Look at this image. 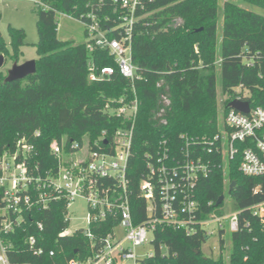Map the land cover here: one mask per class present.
Wrapping results in <instances>:
<instances>
[{
	"label": "trees",
	"instance_id": "obj_1",
	"mask_svg": "<svg viewBox=\"0 0 264 264\" xmlns=\"http://www.w3.org/2000/svg\"><path fill=\"white\" fill-rule=\"evenodd\" d=\"M36 1L40 3L36 13L39 40L34 46L38 55L36 72L13 83H4L5 78H0V158L4 153H14L17 142L25 139L34 148L33 164L38 163L42 170L54 167L56 161L50 154L54 141L93 142L103 131L111 139L121 119L112 116L109 109L129 104L135 96L139 106L127 170L132 215L137 223L146 219L145 204L138 194L145 172L144 155L152 153L159 140H167L170 150L179 153L183 146L181 135L212 140L221 134L216 99L218 78L223 94L230 97L241 86L248 92L251 108L264 109L263 15L238 4L224 3L219 40L217 0H141L132 40V63L139 79L132 84L116 71L101 82H90L89 61L99 69H116L113 58L104 50L89 53L85 43L58 40L57 15L82 22L92 11L101 26L110 30L117 26L118 12L109 0ZM240 1L264 11V0ZM8 32L13 54L4 43H0V52L18 60L25 34L16 28H9ZM217 58L218 66L214 64ZM162 95L170 100V106L165 108V125L156 117L163 107ZM229 101L224 103L222 113L228 110ZM245 146L247 142L237 144L240 151ZM195 150L210 168L196 188L195 199L201 206L202 218L214 210L221 212V205L216 206L218 198L225 196L232 182L236 184L229 196L235 211L242 214L239 231L230 235L228 264H262L264 227L247 209L264 201V177L241 174L240 156L223 164L215 149L208 153L197 145ZM256 188L258 192L254 193ZM1 204L0 190V207ZM64 207L60 201L47 210L32 209L25 214V223L5 236L11 244L8 257L12 264H67L89 254V241L81 233L58 236L67 227ZM38 222L43 225L42 230ZM99 227L104 232L106 225ZM30 236L38 241L36 248H43L42 255L34 256L29 249ZM154 238L155 256L141 264H224L222 252L218 258L202 254L201 246L207 238L199 229L187 235L183 229L161 227ZM224 244L220 240L221 249ZM160 247L166 251L161 252ZM49 251H55L54 257L48 256Z\"/></svg>",
	"mask_w": 264,
	"mask_h": 264
},
{
	"label": "built area",
	"instance_id": "obj_2",
	"mask_svg": "<svg viewBox=\"0 0 264 264\" xmlns=\"http://www.w3.org/2000/svg\"><path fill=\"white\" fill-rule=\"evenodd\" d=\"M109 1L119 15L116 27L104 29L92 11L80 23L87 36L86 50L89 53L107 51L116 69L110 66L99 69L89 61L88 81L101 82L118 71L134 84L139 76L132 63V40L134 25L138 21L135 13L142 3L141 0ZM114 34L116 37H111ZM243 91L241 86L234 89L229 103L248 101V92ZM161 100L163 107L156 117L165 125V108L170 106V100L164 95ZM138 106L139 101L134 96L129 104L109 109L112 116L121 119V125L113 131L111 139L103 131L93 142L71 141L67 144L65 140L54 141L50 154L56 163L49 169L42 170L38 163H32L34 148L26 144L25 139L17 142L14 153L2 155L0 264H12L8 257L11 244L6 242L5 236L25 223V214L32 209L47 210L60 201L65 206L64 223L67 227L58 236L81 233L89 241V254L84 258H73L67 264H141L153 258L154 252L137 255L135 251L148 243L154 248V234L161 227L183 229L187 235L199 229L207 241L210 236L218 237V244L220 240L226 241V234L230 236L239 231L241 211L223 214L214 210L201 217L202 209L195 199L196 188L199 180L207 177L210 168L195 149L197 145H202L208 153L215 149L223 164L240 156L238 170L241 174L251 178L264 177V109L250 106L249 112L244 114L228 108L222 113L220 135L212 140L181 135L183 146L179 153L170 150L167 140H159L155 150L144 155L145 172L138 184V194L145 204L146 219L137 223L132 215V187L127 169L132 156ZM246 142L247 146L240 151L237 144ZM257 192L258 188L254 190ZM77 199L86 205L87 227L70 233L68 211ZM247 210L264 227V201ZM36 224L42 230L43 225ZM105 225L102 232L99 226ZM27 241L34 256L44 253L43 248H36L38 241L33 236ZM160 249L163 252V248ZM54 255L55 251L48 252L50 258Z\"/></svg>",
	"mask_w": 264,
	"mask_h": 264
},
{
	"label": "rangeland",
	"instance_id": "obj_3",
	"mask_svg": "<svg viewBox=\"0 0 264 264\" xmlns=\"http://www.w3.org/2000/svg\"><path fill=\"white\" fill-rule=\"evenodd\" d=\"M218 3V26H217V36L220 40L221 35V20H222V8L224 3H232V4H238L239 6L243 7L244 9L251 11L253 13H258L260 15L264 16V11L257 8L252 7L247 4L242 3L240 0H217ZM38 4L36 0H11V1H1L0 0V43H4L6 46L7 51L10 53V55L13 54L11 51V48L9 46L10 44V35H9V28H16L21 29L25 34V45L20 49L22 54L19 56L18 60H12L10 56H5V63L0 68V78H5L7 76V73L9 70H11V67L17 63L22 64L24 62L36 60L38 58L37 52L35 51V44L39 40V34H37V28H36V13ZM58 16V26H57V38L60 41L66 42V41H73L75 44L80 45L87 41L86 33H84V28L82 24L75 18L68 16V15H57ZM178 23H181L179 20ZM197 51V50H196ZM219 52V49H218ZM219 58L216 59L214 64L217 66L219 65ZM217 92H216V99H217V111L218 116L220 120V125L222 126V110L224 108V103L229 100V96L226 94H223L221 91V81L219 78L217 79ZM244 93H247V91H243ZM248 95V93H247ZM113 160V159H112ZM225 187L227 188V183H224ZM224 203L219 207L221 213L228 214L233 211H235L234 202L230 198L228 191L225 192L224 196ZM70 209L68 211V231L71 233L72 231L78 230V229H86L87 225L85 223V217L87 214V208L85 203L81 199L75 200L71 205ZM225 244L220 248L218 244V237L216 236H210L209 240L202 244L201 246V252L206 257H212V258H218L220 255V252H222V255L224 257V264H228L229 262V253L231 250V241L229 234L225 235ZM148 238L151 240L150 235ZM163 252H165V248L162 247ZM137 255L143 254L144 252L147 253H153L154 248L151 246V244H146L143 249H138L135 251Z\"/></svg>",
	"mask_w": 264,
	"mask_h": 264
},
{
	"label": "water",
	"instance_id": "obj_4",
	"mask_svg": "<svg viewBox=\"0 0 264 264\" xmlns=\"http://www.w3.org/2000/svg\"><path fill=\"white\" fill-rule=\"evenodd\" d=\"M4 63H5V56L3 54H0V68L4 65ZM35 72H36L35 60L24 62L22 64L15 63L11 67V70L8 71L7 76L4 79V83H13L18 80H24L25 78L32 76V74H34ZM228 108L247 114L250 109V104L248 101L233 100L228 104ZM235 185L236 184L234 182L231 183L228 190V194L232 192ZM223 201H224V196H220L217 200L216 206L222 205Z\"/></svg>",
	"mask_w": 264,
	"mask_h": 264
}]
</instances>
